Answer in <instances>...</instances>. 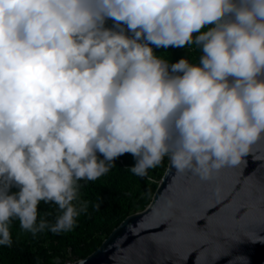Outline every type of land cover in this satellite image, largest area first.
Wrapping results in <instances>:
<instances>
[{"label": "clouds", "instance_id": "obj_1", "mask_svg": "<svg viewBox=\"0 0 264 264\" xmlns=\"http://www.w3.org/2000/svg\"><path fill=\"white\" fill-rule=\"evenodd\" d=\"M150 45L203 55L170 66ZM262 138L264 0H0V245L13 217L72 230L77 182L106 161L130 153L142 177L171 154L207 181ZM41 201L55 224H37Z\"/></svg>", "mask_w": 264, "mask_h": 264}, {"label": "water", "instance_id": "obj_2", "mask_svg": "<svg viewBox=\"0 0 264 264\" xmlns=\"http://www.w3.org/2000/svg\"><path fill=\"white\" fill-rule=\"evenodd\" d=\"M69 264H264V138L207 181L170 159L149 205Z\"/></svg>", "mask_w": 264, "mask_h": 264}, {"label": "trees", "instance_id": "obj_3", "mask_svg": "<svg viewBox=\"0 0 264 264\" xmlns=\"http://www.w3.org/2000/svg\"><path fill=\"white\" fill-rule=\"evenodd\" d=\"M105 27L113 28L115 22L108 19ZM210 27L212 25L206 26L203 31ZM124 28L126 34L133 35L126 26ZM150 46L157 57L165 59L170 66L182 58L198 64L199 57L203 55L195 45L179 48ZM97 155L103 159L101 154ZM170 155H166L160 165L149 168L147 174L141 177L131 171L136 158L126 153L115 161H106L111 165L109 171L97 180L78 181V196L73 205L79 209L86 202L87 211L80 212L70 231L56 234L46 228L34 235L21 227L18 217L11 218L8 227L12 244L0 245V264H69L87 257L128 215L142 211L149 205L168 167ZM19 191L20 188L13 184L9 194ZM61 214L62 210L55 203L41 201L37 224L41 220L49 225L55 224Z\"/></svg>", "mask_w": 264, "mask_h": 264}]
</instances>
